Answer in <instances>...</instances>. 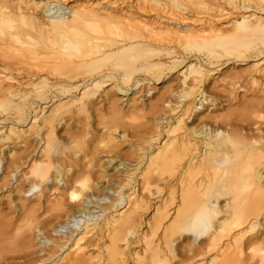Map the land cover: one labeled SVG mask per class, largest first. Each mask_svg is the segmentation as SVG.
Returning <instances> with one entry per match:
<instances>
[{
    "label": "bare ground",
    "instance_id": "obj_1",
    "mask_svg": "<svg viewBox=\"0 0 264 264\" xmlns=\"http://www.w3.org/2000/svg\"><path fill=\"white\" fill-rule=\"evenodd\" d=\"M144 14L153 17L139 16ZM4 49L11 56H3ZM228 64L232 66L224 72ZM13 73L27 81L20 78L15 86ZM42 73L61 81L49 82ZM214 74L218 77L210 89ZM109 81L119 94L143 91L150 81L166 83L156 102H149L151 111L166 108L136 155L140 186L104 207L83 194L91 177L86 164L77 162L78 168L71 170L72 163L60 161L67 159L60 157L64 150L59 151L53 134L54 121L70 117L66 111L72 103L87 112L96 89ZM243 89L246 94L239 97L237 91ZM63 98L68 101L61 102ZM38 100L55 103L40 122L45 106L37 108ZM223 100L229 107L239 106V112L235 108L224 116H198ZM134 103L132 108L145 105L142 100ZM1 106L7 113L0 118V166L8 154L10 158L0 189L12 185L24 200L36 196L35 205H21L28 211L23 217L35 219L40 207L53 202L43 199L46 186L59 190L56 216H64L48 229L52 235L45 236L37 259L23 255L25 261L9 264H94L86 245H80L94 234L99 237L89 245L107 240L97 264H125L133 252H126L127 258L120 242L131 248L137 209L153 195L137 264H170L175 256L172 238L182 232L194 242L207 236V243L188 255L187 264H264V0H83L76 5L0 0ZM30 137L43 140L44 146H31ZM75 138L70 134L66 142ZM91 140L86 137L87 143ZM6 141H11L7 148ZM13 143L21 145L18 155ZM115 158H107V164ZM104 189L111 190L108 185ZM176 198L174 215L166 223L167 208ZM95 207L101 210L100 221H92ZM116 207H126L125 212L117 213Z\"/></svg>",
    "mask_w": 264,
    "mask_h": 264
},
{
    "label": "rangeland",
    "instance_id": "obj_2",
    "mask_svg": "<svg viewBox=\"0 0 264 264\" xmlns=\"http://www.w3.org/2000/svg\"><path fill=\"white\" fill-rule=\"evenodd\" d=\"M61 1L68 5H76L77 2H82L83 0H61ZM85 1L86 0H84V2ZM256 1H259V0H256ZM139 16L142 18H145V17L152 18L153 17V15H150V14H144V15H139ZM28 45L29 44L27 43L21 44V45L18 44V46H24V47ZM2 53H3V56H7V57L11 56L12 54V52L7 49L6 50L4 49ZM230 66H232V64L226 65L223 71L225 72V70L228 69V67L230 68ZM243 67L245 66L242 65V67L238 66L236 68H243ZM13 74H14L13 76H15V80H14V85L16 84L15 86L19 85L20 84L19 82H22L24 81V79H26L23 75L17 76L16 73H13ZM42 74H44V76H47V78H49L48 79L49 82L61 81V79L53 77L54 75L52 76V74H48V75L46 73H42ZM216 75L218 74L211 75L210 79L212 80L215 77H218ZM174 77H177V76L174 75ZM20 78H22V81H20L21 80ZM36 78H37L36 76L32 77L33 80ZM109 82L111 83V81ZM150 82H149V85L150 84L152 85V87L150 88L151 93L149 95L146 94L145 97L143 96L144 94L143 92L144 90H147L151 85L148 87V84H145L144 85L145 89L143 91L141 90L140 91L141 93L138 92L141 95H139L138 93H132V92L129 94L128 93L119 94L117 93V89L112 86L113 85L112 83L111 84L109 83L107 86H101L100 88L96 89V94L94 96L97 98L94 101L93 106L90 107L87 112H79L77 110L78 105L75 102V103H72L70 107L68 108V110L66 111V115H69L70 117H65L60 121L58 120L54 121V134H53L54 141L53 142L56 144L57 147L60 148L59 151L64 150V153L60 157L62 159L63 158L67 159L65 161L64 160H60V161H62L64 164H67L69 162L72 163L73 167L71 170L78 168V166L76 165L77 162H80L81 164L84 163L86 164V169L90 171L91 177H89V179L86 180L87 182L86 190L83 191V194L84 193H86V195L90 194V197L87 198L84 195L85 197L84 196L82 197L83 200L87 198L91 202H97L99 205L107 207L111 205L112 202L117 201L120 194L124 196L131 195L134 193L133 192L134 189L140 186L139 176H135L140 171L139 168L136 169V165H135L136 161L139 160L137 159L139 156L138 154L140 153L139 151H141L139 148L142 145H145V144H142L143 140L146 138V135L153 132L155 128L156 119L161 118V116L164 113L163 110H165L164 108H166V107L163 108L162 106H160V109H162L161 112H160V109L156 112L150 110L149 108L150 103L156 102L155 95L158 96L160 92L163 90L162 86L166 85V83L154 85L152 81ZM212 82H215V81L212 80L209 83L210 89H211ZM244 89L238 90L237 91L238 93L236 92L239 97H244V92L246 94V90ZM248 92L249 91H247V95H248ZM77 93L78 92L76 91L73 92L74 98H77L79 96ZM134 98H137V99L133 100ZM141 98H143L144 100ZM63 99H61V102L68 101L67 100L68 98H63ZM140 99L144 101L145 105L147 104V102L148 103L150 102V103L147 104L146 106L141 104L138 106L140 108L138 107L132 108V104H135L134 102L141 101ZM35 105H37L36 106L37 108H39V106L41 107L45 106L41 114L38 115L39 118H37V122L38 121L40 122L41 117L45 115L46 113H48L46 109H48V107L50 106L52 107V105L54 106L55 103L52 105L41 104V102L38 100L35 102ZM218 105H217L218 108L216 106L214 107L209 106V109L207 111H204L202 114L198 116L202 118L203 117L206 118L209 115L210 116H224V113L228 114L235 108H236L235 111L239 112V109H238L239 106L234 105L235 107H233V104H232L229 107L228 102L225 100H223ZM143 106H145L146 108ZM1 107H0V118L4 117L6 115L5 113H7V109L4 106H1ZM211 108H213L215 111ZM226 110L228 113L226 112ZM159 112L161 113V115ZM185 121H186L185 123L189 124L188 119L187 120L185 119ZM26 123L27 122H22L23 125ZM23 127L26 128V126H23ZM106 128H108V130H106ZM107 132H110L112 136L111 137L107 136ZM70 134L72 135L74 134L76 138L74 141L66 142V138H68ZM87 136L88 137L92 136V140H91L92 142H89V143L86 142ZM7 143L10 144L11 141H6L3 147L7 148ZM30 143H31V146H34V145H35L34 147L38 146L37 148H41L44 146L43 140L35 141L34 139L31 138ZM62 143L64 144L62 145ZM10 146L13 147V149L15 148L14 152L16 155L19 154L18 151L19 152L21 151L20 143H17V144L13 143ZM85 152H86V155L84 156ZM115 155H116V158L112 160L111 162L112 164L111 163L107 164V158L113 157ZM9 156L10 155L8 154L7 159L5 158L0 166V185H2L3 180L8 178L6 168L8 166L7 162L10 158ZM129 161H132V163H129ZM120 162H124L125 165L119 164ZM25 168H26L25 166H22V169L24 171L27 170V168L26 169ZM11 182L13 181L11 180ZM118 183L121 184L123 187L117 186ZM24 184L26 185V187L29 186L28 182H25ZM13 185H15V183H13ZM104 185L105 186L108 185V187L111 188V190L110 189L103 190ZM158 185L161 186L162 184L159 183ZM11 188H13L12 185L11 186L8 185L7 187H2L0 189V251H1L0 264H6L7 261L11 263L12 261H16V260H18L16 262H23L25 261V258L27 260H34V258L37 259L39 257V250L43 247L41 243L44 241L45 236L52 235V233L48 229H50L51 226L54 225L55 223H58L62 219H64L63 215L56 216V213H57L56 205H55L56 201L54 200L56 199L57 194L59 193V190H54V189L49 190L47 186L46 188L45 186L43 187V189L44 188L46 189V190L44 189V193L46 196L43 199L47 197L53 202L46 203L45 204L46 206L40 207L34 213V215L37 217L35 219L33 217L28 218V216L23 217V215H25L28 211L22 209L21 205L23 202H25L26 204L28 203L27 204L28 206L35 205V203H37L35 200L36 196L32 195L33 197L24 200L22 198L23 196H21L20 194H17V191ZM152 188L154 189L155 186H153ZM65 196L66 195H63V198ZM153 196H151V198L147 197L145 199L146 200L145 206L137 209V223L133 228L135 232V235H134L135 237L133 239V243L130 244L131 246H129L131 248L125 247V245H123L124 242H120V245L122 246V248L124 247V252L127 258H128V254H126V252L127 253L133 252L132 256L126 259L127 261L125 262V264H137L136 259L142 256L141 239L145 236V233L147 232V228L149 225L148 221L152 217L153 208H154L153 206L155 205V201H156V199L152 198ZM104 197H107V198L105 199ZM101 198H104V199H101ZM222 201H223V198H220L218 200V205L221 206L223 203ZM176 203H177V198L175 199V203H172L168 206L167 209L170 215L168 216L166 223H168L172 219V216L174 215L173 210L176 207ZM118 207H116L117 208L116 212L117 213L120 212L123 214L125 212L126 207H122V208H118ZM45 209H48V210H45ZM115 209L113 211H115ZM91 210H94L93 207L91 208ZM113 211H110V212H113ZM94 214L97 217L94 216V218H92V221L93 220L100 221L101 217L99 215L101 214V210H99L98 207H95ZM56 217L58 218L56 219ZM220 217H222V213H220L217 216V219H219ZM47 218L49 220H47ZM45 219L47 220V222ZM38 220L40 221V223L38 222ZM35 222L37 223V225L38 224L39 225L37 226ZM138 222H139V225H138ZM40 228L42 231L40 230L39 232L38 229ZM43 229L45 232L43 231ZM176 235H174L172 238V241H174L173 243L175 245L174 247L175 256L171 259L170 264H179V262L181 263V261L183 262L184 260H185L184 263H181V264H187L191 262L190 261L191 259L190 258H189L190 260L188 259V255L192 254L194 250L196 251V249H198L200 245H205L207 243V241H205L207 236H204L202 240L194 242L192 241V237L189 234H185V232H182V234L179 236L178 235L176 236ZM98 237L99 236L96 234L87 235L86 238L83 239L80 243V245L82 246L86 245V251L90 256V261L93 263L95 262L94 264H97L101 260V257L102 258L104 257L105 255L104 247H105V242H107V240L104 238V239H100L99 242L97 241L98 246L88 244L90 240L94 238L97 239ZM23 255L25 256V258ZM194 258L192 259V261H194L195 259H198V257L195 259ZM8 262L7 264H9Z\"/></svg>",
    "mask_w": 264,
    "mask_h": 264
}]
</instances>
